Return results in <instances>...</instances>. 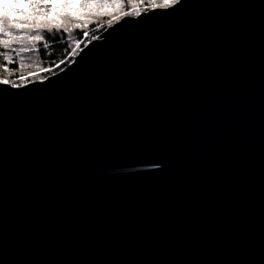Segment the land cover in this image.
<instances>
[{
  "label": "water",
  "instance_id": "water-1",
  "mask_svg": "<svg viewBox=\"0 0 264 264\" xmlns=\"http://www.w3.org/2000/svg\"><path fill=\"white\" fill-rule=\"evenodd\" d=\"M98 37L0 85V264H264V0Z\"/></svg>",
  "mask_w": 264,
  "mask_h": 264
},
{
  "label": "snow or ice",
  "instance_id": "snow-or-ice-1",
  "mask_svg": "<svg viewBox=\"0 0 264 264\" xmlns=\"http://www.w3.org/2000/svg\"><path fill=\"white\" fill-rule=\"evenodd\" d=\"M182 0H147L145 11L168 10L173 9ZM0 7L4 9L0 12V46L4 49H10L15 52L16 56H21L23 53L39 51L35 46L37 42L45 41L44 49L49 48V38L41 34V25L47 24L50 26H63V33L68 35H76L77 39L74 41V47L69 53V60L61 59L60 63L78 62L75 61V56L78 51H82L81 40L82 36L90 43L92 40H99L101 37L91 36L89 39L88 31H81V26L87 28L89 25V17L101 14H108V9H117L121 7L120 0H0ZM132 12L125 11V17L132 15L141 16L139 3L132 4ZM66 20L75 21L73 27L78 31L70 32L69 28L64 24ZM108 26L112 27V21L108 22ZM33 30L34 34H30L27 30ZM49 32L53 31L52 27L48 28ZM52 37L51 40H55ZM19 41H28L29 46L20 48H13L12 44ZM85 46H87L85 44ZM48 53H46L47 55ZM3 56L4 71L11 72L13 69L8 65L14 63L13 57L7 51L0 53ZM23 67V62H21ZM59 67V65H57ZM51 71V69H49ZM21 77V80H24ZM11 85L12 88L20 87V84L13 83L10 79H0V85Z\"/></svg>",
  "mask_w": 264,
  "mask_h": 264
},
{
  "label": "trees",
  "instance_id": "trees-1",
  "mask_svg": "<svg viewBox=\"0 0 264 264\" xmlns=\"http://www.w3.org/2000/svg\"><path fill=\"white\" fill-rule=\"evenodd\" d=\"M121 7L117 9H109L107 11L109 14L101 15L96 14L93 19L89 18L90 22L87 28H81V31H88L89 39L91 36H99L102 32H104L109 26L108 23H105L107 20L111 19L109 17H115L120 20L122 18H126L123 13L125 11L132 12V4L139 3L141 14L148 12L145 11V7L147 4V0H120ZM4 9L0 7V12H3ZM127 17H136L133 13ZM117 20V21H118ZM115 22H112V25ZM64 24L69 28L70 32H77L78 30L73 27V23L70 20H66ZM52 27L53 31L49 32L48 28ZM57 26H50L47 24L41 25V34L49 38V48L44 49L43 44L45 41L37 42L36 48L39 51H33L29 53H23L21 56H16L15 52L10 49H4L3 46H0V53L7 51L10 56L13 57L14 63L8 65L9 68L13 69L11 72L4 71L5 61L3 60V56H0V78H9V79H17L28 72L37 71V72H45L37 75L35 79L28 80L25 82V85L31 83L33 81H41L51 77L58 72L62 71L65 67H67L71 62L68 63H60L61 59L64 61L69 60V53L72 47H74V41L77 39L76 35H68L63 33V26H59V31L56 30ZM30 34H34L33 30H27ZM52 37L56 39L51 40ZM81 40H84L81 43V46H84L88 40H85L82 36L79 37ZM23 46H29L28 41H19L14 42L12 44L13 48H20ZM46 53H48L46 55ZM21 62H23V67H21ZM59 65V67H57ZM36 69V70H35ZM51 69V71H49ZM21 86V85H20Z\"/></svg>",
  "mask_w": 264,
  "mask_h": 264
},
{
  "label": "rangeland",
  "instance_id": "rangeland-1",
  "mask_svg": "<svg viewBox=\"0 0 264 264\" xmlns=\"http://www.w3.org/2000/svg\"><path fill=\"white\" fill-rule=\"evenodd\" d=\"M111 10H113V9H111ZM107 11H109V9L107 10ZM109 14V13H108ZM94 16L95 15H93V16H91V17H89V18H91V19H93L94 18ZM88 18V19H89ZM109 18H111V19H109V20H107L105 23H108L109 21H112V22H118V21H120V20H118L117 18H116V16L115 17H109ZM123 19V18H122ZM118 20V21H117ZM72 23H73V25L75 24V21H72V20H70ZM89 22H90V20H89ZM114 23V24H115ZM81 28H84L83 27V25L81 26ZM87 43H89V42H87ZM87 43H85V44H87ZM84 44V45H85ZM81 48H82V46H81ZM36 70V69H35ZM42 73H45V72H37V71H31V72H28V73H26L25 75H23V76H21V77H24L25 79L24 80H21V77H19V78H17V79H14V80H12V79H10L13 83H18V84H20L21 86H24L25 85V82L26 81H28V80H32V79H35L36 77H38L37 75H39V74H42ZM0 79H9V78H0ZM45 80V79H44ZM39 80H37V81H33V82H38ZM41 81H43V80H41Z\"/></svg>",
  "mask_w": 264,
  "mask_h": 264
}]
</instances>
